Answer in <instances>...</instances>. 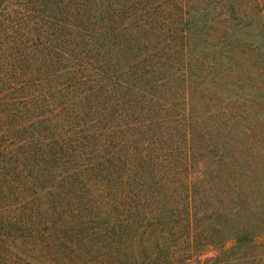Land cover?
Listing matches in <instances>:
<instances>
[{
  "label": "trees",
  "instance_id": "obj_1",
  "mask_svg": "<svg viewBox=\"0 0 264 264\" xmlns=\"http://www.w3.org/2000/svg\"><path fill=\"white\" fill-rule=\"evenodd\" d=\"M0 264H264V0H0Z\"/></svg>",
  "mask_w": 264,
  "mask_h": 264
},
{
  "label": "rangeland",
  "instance_id": "obj_2",
  "mask_svg": "<svg viewBox=\"0 0 264 264\" xmlns=\"http://www.w3.org/2000/svg\"><path fill=\"white\" fill-rule=\"evenodd\" d=\"M259 85L260 80L250 77L243 80L242 87L240 89H238L237 86H234L232 91H235V93L237 92L238 94L240 93L239 95L242 94V96L247 95L248 98H254L256 94H259L257 91V89L260 88ZM201 108L202 107L197 106L196 109H194V112H198L197 110H201ZM177 136L178 134L176 136H170L166 132L164 140H160L161 143L164 142L162 145H165L168 148L167 152H170V154L167 155V159L171 160L174 158V156H176V154H178L181 156V159L177 157L179 162L182 163L186 160L190 165L193 166L192 169H196L199 167L201 161H205L207 158H210L211 154L209 153L208 146L210 138H208L207 134H205L198 125L195 128L191 139L186 141V144H184V139H181L180 141L181 136ZM176 141H180L179 145L176 144ZM168 163H170V161H168ZM184 166L186 167L187 165L185 164ZM206 192L204 193L202 200L208 204H214L215 201L212 198L211 191L207 192L208 196H206Z\"/></svg>",
  "mask_w": 264,
  "mask_h": 264
}]
</instances>
